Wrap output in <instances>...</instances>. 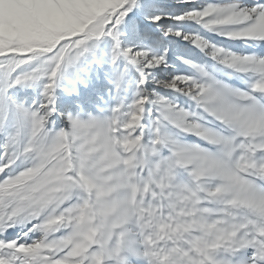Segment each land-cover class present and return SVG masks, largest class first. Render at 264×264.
I'll list each match as a JSON object with an SVG mask.
<instances>
[{"label":"snow or ice","instance_id":"snow-or-ice-1","mask_svg":"<svg viewBox=\"0 0 264 264\" xmlns=\"http://www.w3.org/2000/svg\"><path fill=\"white\" fill-rule=\"evenodd\" d=\"M141 261L264 264V0H0V264Z\"/></svg>","mask_w":264,"mask_h":264},{"label":"rangeland","instance_id":"rangeland-1","mask_svg":"<svg viewBox=\"0 0 264 264\" xmlns=\"http://www.w3.org/2000/svg\"><path fill=\"white\" fill-rule=\"evenodd\" d=\"M81 76L83 83L60 81V87L56 89V105L59 112H70L81 119H87L89 114L100 115L99 109L107 108L112 101L109 99L108 80L103 69L85 66ZM72 88H75V91H66ZM33 92V89L24 90V94L29 96ZM35 93L38 94L39 89H35ZM140 264H146V261H141Z\"/></svg>","mask_w":264,"mask_h":264}]
</instances>
